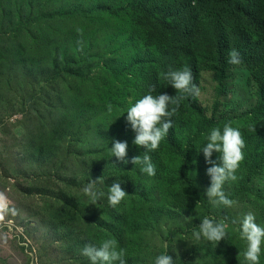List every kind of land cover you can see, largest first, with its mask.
Listing matches in <instances>:
<instances>
[{
	"label": "rangeland",
	"instance_id": "obj_1",
	"mask_svg": "<svg viewBox=\"0 0 264 264\" xmlns=\"http://www.w3.org/2000/svg\"><path fill=\"white\" fill-rule=\"evenodd\" d=\"M56 9L51 3L47 15ZM15 29L0 27V203L9 209L0 210V264H90L82 255L86 245L121 239L117 215L127 207L130 191L124 179L130 168L111 157L114 140L99 125L104 115L94 117L85 110L77 114L91 85L76 74L86 76L102 64L114 65L121 48L111 50L104 33L98 39L71 20L43 22L33 33L15 35ZM74 45L81 58L75 69L65 71L75 56ZM225 84L221 93L210 76L202 81L199 96L208 115L219 93L218 115L249 112L255 103L249 73L233 71ZM135 88L129 84L127 92ZM90 180L104 193L94 204L84 192ZM114 182L128 195L113 207L107 194ZM251 187V201L240 198L230 208L236 221L228 226L231 233L239 232V221L249 213L264 226V173ZM155 202L166 208V215L125 249L126 264H153L166 250L176 264H201L196 249L203 238L196 241L188 235L168 241L169 232L186 227L196 212L165 204L161 194Z\"/></svg>",
	"mask_w": 264,
	"mask_h": 264
},
{
	"label": "trees",
	"instance_id": "obj_2",
	"mask_svg": "<svg viewBox=\"0 0 264 264\" xmlns=\"http://www.w3.org/2000/svg\"><path fill=\"white\" fill-rule=\"evenodd\" d=\"M51 3L57 9L47 15ZM64 20L80 23L98 39L104 33L111 50L121 48L114 65L102 64L86 76L76 74L91 85L77 114L83 115L84 110L94 117L103 114L99 125L106 136L128 144L126 165L130 169L124 186L130 194L127 207L117 215L121 231L117 244L130 249L139 235L166 215V208L155 202L161 194L165 204L197 215L186 227L170 231L169 243L178 236L191 238L193 228L205 217L225 220L227 236L216 246L203 240L196 253L201 255V264H243L245 242L228 227L233 224L231 207L212 205L206 195L211 180L206 169L212 165L205 163L194 146L198 148L213 127L222 129L229 124L238 128L245 142L244 159L235 173L241 178L227 181L223 191L233 201H251V184L264 173V0H0V27L14 25L15 35L37 32L36 27L46 21L56 24ZM72 49L75 56L65 71L75 69L81 58L75 45ZM233 49L240 53V65L227 63ZM62 59L64 63L66 57ZM184 67L191 70L199 91L208 75L221 93L233 71L246 70L255 103L241 115L220 116L219 93L213 113L208 115L199 93L186 96L170 118L168 135L149 153L156 165V175L149 177L131 163L144 149L132 144L135 133L124 119L125 112L150 91L153 95H180L163 76ZM129 84H136L132 94L127 92ZM217 155L213 152L211 160L219 164Z\"/></svg>",
	"mask_w": 264,
	"mask_h": 264
},
{
	"label": "clouds",
	"instance_id": "obj_3",
	"mask_svg": "<svg viewBox=\"0 0 264 264\" xmlns=\"http://www.w3.org/2000/svg\"><path fill=\"white\" fill-rule=\"evenodd\" d=\"M241 62L238 51L233 49L228 53L227 63L240 65ZM163 79L180 95L170 96L167 93L153 95L150 91L132 103L127 108L124 117L135 133L132 144L144 149V154L134 156L131 163L139 168L140 173L149 177L156 175V165L152 162L149 153L158 149L161 141L168 135V130L172 127L170 118L176 112L180 101L188 95L195 96L199 93L198 87L193 83L192 72L187 67L169 70L164 73ZM127 148V142L112 141L111 157H115L121 163H127L123 160ZM194 148L197 153L202 152L205 163L212 165L206 169V173L211 178L206 195L212 205L231 207L234 201L225 195L223 186L227 181L237 179L236 170L244 159L245 142L240 130L229 124L223 125L222 129L213 127L204 137L203 143L198 148L195 146ZM213 152L218 154L219 164L211 160ZM95 184L96 180H90L84 188V192L93 204L104 195L95 190ZM120 184L114 182L109 187L107 199L110 206H116L128 195L122 190ZM0 210H9L6 202L0 203ZM226 229L225 220L217 222L205 217L200 220L198 226L193 228L192 237L196 241L203 238L204 241L216 246L227 236ZM239 235L246 245L243 251V264H261V256L264 255V226L257 224L254 215L249 213L239 221ZM82 255L88 257L90 264H126V251L124 248H118L114 239H106L99 246L86 245L82 249ZM153 264H176V259L173 260L166 250L153 258Z\"/></svg>",
	"mask_w": 264,
	"mask_h": 264
}]
</instances>
